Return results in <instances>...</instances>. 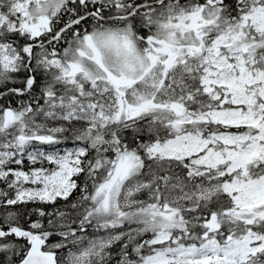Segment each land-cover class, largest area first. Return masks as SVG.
<instances>
[{
	"label": "snow or ice",
	"instance_id": "1",
	"mask_svg": "<svg viewBox=\"0 0 264 264\" xmlns=\"http://www.w3.org/2000/svg\"><path fill=\"white\" fill-rule=\"evenodd\" d=\"M0 264H264V0H0Z\"/></svg>",
	"mask_w": 264,
	"mask_h": 264
}]
</instances>
